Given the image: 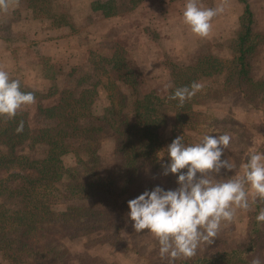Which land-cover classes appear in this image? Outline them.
<instances>
[{
  "label": "rangeland",
  "instance_id": "obj_1",
  "mask_svg": "<svg viewBox=\"0 0 264 264\" xmlns=\"http://www.w3.org/2000/svg\"><path fill=\"white\" fill-rule=\"evenodd\" d=\"M186 2L58 0L53 9L65 17L58 23L45 16H36L24 7L23 0H18L7 13L0 12V69L7 71L10 79L19 80L22 91L33 92L36 103L21 110L12 120L2 117L0 120L11 124L25 121L36 135L39 130L35 128L39 127L44 114L46 118L51 116L54 120L78 123L82 117L86 120L83 115L88 111L101 112L106 102L112 101L119 115L113 110L114 116L119 121L127 118L132 128L133 146L128 148L133 157L128 171L131 182L121 197L122 202L157 185L165 190L178 186L175 174L159 175L161 164L168 160L166 152L162 151L177 136H182L185 143L194 144L205 134L222 135L229 128L238 129L239 134L232 137L222 156L235 167L226 172L227 177L223 179L242 174V165L249 154L264 152V110L260 111L238 97L222 95L217 98L213 89L217 76L223 78L230 71L232 46L240 28L243 3L226 0L225 11L212 20L211 34L199 38L183 22ZM221 3L222 0H199L202 8H215ZM249 4L255 18L254 30L264 33V0H249ZM99 5L110 7L109 12L114 14L105 15ZM249 72L260 78L263 91L264 39L251 60ZM193 82L202 83L204 88L182 108L178 107L177 100L168 99L175 88L190 86ZM169 84L171 88L166 87ZM44 109H48L47 112ZM8 126L9 132L14 133L12 126ZM74 130L69 139H65L68 152L63 160L72 175L76 174L79 164L74 161L73 154L79 156L84 151L82 139L85 135ZM48 134L45 140L56 142L54 131ZM91 135L98 137L97 154L84 156L82 153L81 159L93 157L92 166L97 167L105 181L118 177L122 154L111 132L96 130ZM35 141L28 139L17 146L20 162L0 165V177L10 188L20 185L23 180L20 175L24 174L27 164L23 156L39 155ZM228 153L231 156H227ZM68 179L64 177L53 182L50 185L53 190L48 196L57 198L54 206L58 209L76 207L71 211L74 219L52 225L46 237L40 238V242H49L61 253L64 264L161 262L158 241L151 233L147 230L136 233L133 222L127 219L117 236L106 227L118 225L121 217L115 213L112 219L106 216V209L98 211L99 206L106 208V203L99 202L98 193L73 194ZM10 201L18 202L19 196L16 193L10 195L8 189L0 186V203L7 205ZM90 204L91 208H85L84 205ZM261 208L264 204L256 203L247 211L238 210L230 223L222 222L214 242L208 246L202 244L197 253L233 246L246 248L249 233L259 230L254 250L245 256L250 261L257 257L264 261V222L256 219ZM11 211L6 212V219ZM32 240V235L24 238L26 243H32ZM6 257L0 252V264H23L15 256L5 262ZM42 261L28 263L49 264Z\"/></svg>",
  "mask_w": 264,
  "mask_h": 264
},
{
  "label": "trees",
  "instance_id": "obj_2",
  "mask_svg": "<svg viewBox=\"0 0 264 264\" xmlns=\"http://www.w3.org/2000/svg\"><path fill=\"white\" fill-rule=\"evenodd\" d=\"M238 1L243 3L244 8L237 39L232 46L234 54L228 68L230 71L225 73L223 78L221 75L217 76L213 92L217 98L222 95L238 97L243 101L252 103L256 109L263 111L264 104L261 102L264 101V90L262 91V83L259 80L260 78L255 77V75L252 76L249 71L251 60L257 54L258 47L262 45L264 33L257 32L253 28L255 18L249 0ZM23 2L24 7L31 10V12L33 11L36 16H45L58 23L65 18L61 12H56L53 9L58 0H23ZM98 8H101L105 15L114 14V12H109L110 7H105V5H99ZM218 70L220 71V69ZM106 103L101 112L88 111L84 114L85 121L81 116L80 123L79 121L74 123L73 120L69 121L67 119L54 120L51 116L46 118L44 114L39 127L35 128L37 131L39 130L36 135L32 134V128L25 121H23V131L17 133L18 122L11 124V122L0 120V147L4 150L0 151V165L14 161L20 162L21 155L18 153L17 146L28 139L36 140L35 143L40 149L37 157L23 156L27 164L23 169L24 174L20 175L23 178L20 185L10 188L9 185L5 184V180L0 177V186L8 189L10 195L16 193L19 196L18 202H20L19 205L16 201H10L7 205L0 203V252H4L8 256L5 262L11 261L15 256L23 264H30L28 262L32 263L33 260L38 262L41 259L42 262L47 261L49 264H64L60 252L53 249L49 242L48 244L43 243V241L40 242V238L46 237V233L52 225L74 219V217H71V211L77 209L76 207L58 209L54 206V199L57 198H49L48 196L53 190L50 185L64 177L69 178L68 187L73 194H77V192L87 194V191L100 194L99 202L106 203V208L99 206L98 211L106 209V216L112 219L115 213H117L115 216L121 217L117 221L118 225L106 227L108 230L112 229L119 236L120 228L129 219L127 200L122 202L121 197L125 194L131 182L128 171L129 166L133 163V157L128 153V148L131 149L133 146L131 141L132 128L127 123V118L119 121L114 116L113 110L118 115L116 104L112 101ZM47 110L44 109V112H47ZM8 125L12 126L14 133L9 132L10 127ZM103 129L111 132L112 137L118 143V151L122 154V162L117 170L118 177H113L108 181L102 178L97 167L92 166L94 163L93 157L81 159L82 153H84V156H95L97 154L95 145L98 137L97 139L94 138L91 133ZM72 130L78 131L82 135L85 134L82 139L84 151L79 156L73 154L76 158L74 161L79 162L76 174L73 173V175L65 167L66 164L63 163L64 156L68 152L65 147V139H69ZM53 131L57 137L56 142L53 139L51 141L45 140L50 135L48 132ZM225 133L235 138L239 134V130L229 128L227 132L223 131V134ZM227 156H231V154L228 153ZM85 170L84 176H81ZM226 174V172H223L218 178H226ZM46 179H49V181L47 182ZM9 198L11 197L9 196ZM84 206L88 209L92 207L91 204ZM10 209L12 211L6 219V212ZM259 232L258 230L256 233H249L250 240L246 244V248L241 249L240 246L217 248L210 253H197L190 260L177 259L175 264H251L245 254L254 250L255 238L257 235V239H259ZM30 235L33 237V242L26 243L24 238ZM166 260L162 259L158 264H169Z\"/></svg>",
  "mask_w": 264,
  "mask_h": 264
},
{
  "label": "clouds",
  "instance_id": "obj_3",
  "mask_svg": "<svg viewBox=\"0 0 264 264\" xmlns=\"http://www.w3.org/2000/svg\"><path fill=\"white\" fill-rule=\"evenodd\" d=\"M15 4L18 0H0V12L7 13ZM225 4L226 0H222L215 8H202L199 0H187L183 22L192 34L207 38L212 31L213 18L225 11ZM203 88L200 82L177 87L168 99L177 100L178 107L182 108ZM35 103L33 92L22 91L20 81L10 79L9 73L0 69V117L12 120ZM16 131H23V121ZM231 139L227 133L205 134L199 142L189 144L182 136H177L162 151L166 152L168 160L161 164L159 175L175 174L178 186L165 190L157 185L127 202V215L134 231L151 233L158 241L160 257L169 264H175L177 259L190 260L202 244L211 245L222 222L230 223L238 210L247 211L256 203L264 204V152H251L242 165V174L218 178L235 167L222 159ZM184 169L186 171H182ZM256 219L264 222V208ZM251 264H264V261L257 257Z\"/></svg>",
  "mask_w": 264,
  "mask_h": 264
}]
</instances>
